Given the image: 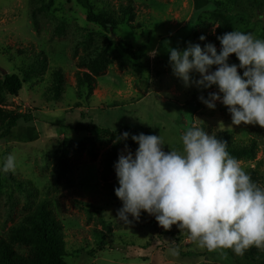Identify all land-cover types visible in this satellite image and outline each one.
I'll return each mask as SVG.
<instances>
[{
    "label": "rangeland",
    "instance_id": "obj_1",
    "mask_svg": "<svg viewBox=\"0 0 264 264\" xmlns=\"http://www.w3.org/2000/svg\"><path fill=\"white\" fill-rule=\"evenodd\" d=\"M89 1L96 12L112 11L122 21L109 31L88 23L77 0H0V77L15 73L28 78L17 98L0 95V108L31 118L19 121L0 140V167L9 154L15 156V169L0 172V235L46 201L62 227L65 264H252L232 249L200 248L186 229L173 225L165 230L147 213L128 225L119 222L122 203L115 189L100 180L103 155L119 136L72 128L94 124L116 132L131 127L137 134L160 135L164 151L181 155V135L192 127L215 134L228 150L256 141L254 157L238 161L264 188V128L232 125L220 103L208 109L198 97L207 98L216 89L185 88L174 76L168 54L189 42L202 48L213 43L219 52L216 36L225 33L226 22L231 31L264 40V0ZM121 6L132 12L121 15ZM120 42L146 58L130 59ZM103 49L106 69L92 75L89 94L79 87L77 73H88L84 62ZM229 63L239 61L232 55ZM57 71L61 85L54 79ZM128 140L134 154L138 145L131 136ZM109 182L119 186L116 173Z\"/></svg>",
    "mask_w": 264,
    "mask_h": 264
},
{
    "label": "clouds",
    "instance_id": "obj_2",
    "mask_svg": "<svg viewBox=\"0 0 264 264\" xmlns=\"http://www.w3.org/2000/svg\"><path fill=\"white\" fill-rule=\"evenodd\" d=\"M216 39L219 52L213 43L170 48L174 76L185 88H215L198 99L210 110L217 103L226 107L232 125L264 128V40L235 30ZM232 55L238 65L229 63ZM129 137L124 132L116 143ZM131 140L138 145L135 153L125 145L114 165L119 222L128 225L147 213L165 230L186 229L198 247L209 251L232 249L242 255L250 247H264V188L229 154L226 142L196 127L181 135L183 155L164 151L160 135L140 133ZM14 169L15 156L9 154L0 172Z\"/></svg>",
    "mask_w": 264,
    "mask_h": 264
},
{
    "label": "trees",
    "instance_id": "obj_3",
    "mask_svg": "<svg viewBox=\"0 0 264 264\" xmlns=\"http://www.w3.org/2000/svg\"><path fill=\"white\" fill-rule=\"evenodd\" d=\"M77 2L86 10V20L88 23L98 25L105 30H114L122 20H115L114 13L109 10L104 12H96L92 2L89 0H77ZM208 3L204 8L210 7ZM215 8V6H214ZM121 15L127 17L132 12L130 6H121L119 8ZM198 11V10H197ZM196 14V13H195ZM197 13L196 15H198ZM195 17V16H194ZM193 19L188 23V30L192 29ZM223 30L231 31V26L228 22L225 23ZM119 48L130 59L136 61L146 58V55L141 52H135L131 45L126 42H120ZM106 50L103 49L102 55H96L94 59L84 62L83 67L88 70L86 72L77 73V83L79 87L85 88L90 94L93 91L95 80L93 77L98 76L106 69ZM99 62V64H98ZM37 65V63H35ZM99 65V66H98ZM55 80L61 85V74L57 71L54 73ZM93 75V77H92ZM28 78H21L18 74H6L0 77V95L17 98ZM59 85L56 86L54 98L57 99L59 94ZM2 95V96H3ZM4 98V97H0ZM30 116L22 113H15L13 111H6L0 108V140L6 139L11 131L17 126L18 122L30 121ZM75 132H92L95 135H110L119 136L121 132H128L131 135H138L131 127H125L122 131L112 132L108 129L99 128L96 125L81 126L77 125L72 128ZM145 135H151L149 132H144ZM115 142L108 148L103 155L102 170L100 180L107 189H115L114 185L109 182L110 178L115 175L114 165L118 161L122 150L131 144L129 140H121L119 143ZM257 142L251 141L245 147L234 148L227 151L237 160L245 158H253L256 152ZM241 255V254H240ZM245 260L252 264H264V247L257 248L250 247L241 255ZM65 242L62 233V227L56 221L51 211L48 210L46 201L38 203L36 208L23 216L20 221L10 226L6 231L0 235V264H65Z\"/></svg>",
    "mask_w": 264,
    "mask_h": 264
}]
</instances>
